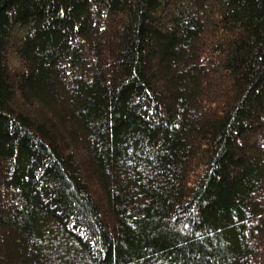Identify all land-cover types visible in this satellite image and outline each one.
I'll use <instances>...</instances> for the list:
<instances>
[{
	"label": "trees",
	"instance_id": "1",
	"mask_svg": "<svg viewBox=\"0 0 264 264\" xmlns=\"http://www.w3.org/2000/svg\"><path fill=\"white\" fill-rule=\"evenodd\" d=\"M0 264H264V0H0Z\"/></svg>",
	"mask_w": 264,
	"mask_h": 264
},
{
	"label": "bare ground",
	"instance_id": "2",
	"mask_svg": "<svg viewBox=\"0 0 264 264\" xmlns=\"http://www.w3.org/2000/svg\"><path fill=\"white\" fill-rule=\"evenodd\" d=\"M5 211V210H4ZM10 212L9 210L7 209L5 212H3V217H9L10 216Z\"/></svg>",
	"mask_w": 264,
	"mask_h": 264
}]
</instances>
